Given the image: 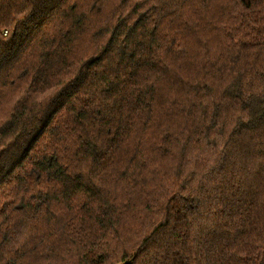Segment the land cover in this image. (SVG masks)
<instances>
[{
    "label": "trees",
    "instance_id": "trees-1",
    "mask_svg": "<svg viewBox=\"0 0 264 264\" xmlns=\"http://www.w3.org/2000/svg\"><path fill=\"white\" fill-rule=\"evenodd\" d=\"M0 264H264V0H0Z\"/></svg>",
    "mask_w": 264,
    "mask_h": 264
}]
</instances>
